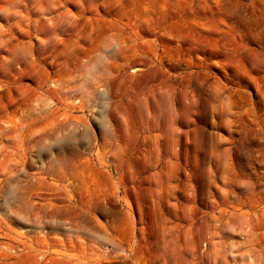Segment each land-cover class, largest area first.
<instances>
[{"label":"rangeland","instance_id":"obj_1","mask_svg":"<svg viewBox=\"0 0 264 264\" xmlns=\"http://www.w3.org/2000/svg\"><path fill=\"white\" fill-rule=\"evenodd\" d=\"M0 264H264V0H0Z\"/></svg>","mask_w":264,"mask_h":264}]
</instances>
